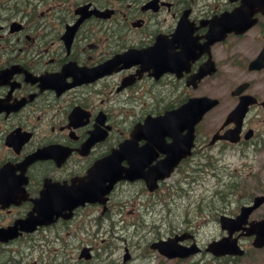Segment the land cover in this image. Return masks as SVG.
Returning <instances> with one entry per match:
<instances>
[{
    "label": "flooded vegetation",
    "instance_id": "af4514ba",
    "mask_svg": "<svg viewBox=\"0 0 264 264\" xmlns=\"http://www.w3.org/2000/svg\"><path fill=\"white\" fill-rule=\"evenodd\" d=\"M121 53L131 64L91 80L94 67ZM123 91L114 110L108 96ZM197 97L216 103L194 124L186 154L162 177L173 141L167 132L183 129L182 136L188 126L186 116L173 123L168 111ZM124 140L132 146L116 151ZM109 155L134 172L113 178L104 191L109 182L101 181L92 201L67 206ZM94 173L104 179L102 171ZM208 177L218 186V202L200 199L194 205L201 221L157 238L187 232L182 243L195 241L200 251L185 261L199 264L207 261L201 255L208 254V240L200 244L195 230L215 222L217 238L235 237L247 255L263 251L264 244L252 241L264 233V0H0V228L39 214L45 200L61 208L53 222L0 243L16 252L0 264H30L19 255L28 247H66L83 230L82 213L95 225L87 231L97 233L105 219L115 224L128 201L135 208L125 215L140 217L137 206L148 208L142 197L155 210L154 204L189 199ZM130 223H122L125 230ZM82 246L97 258L91 242Z\"/></svg>",
    "mask_w": 264,
    "mask_h": 264
},
{
    "label": "rangeland",
    "instance_id": "374dc122",
    "mask_svg": "<svg viewBox=\"0 0 264 264\" xmlns=\"http://www.w3.org/2000/svg\"><path fill=\"white\" fill-rule=\"evenodd\" d=\"M125 92L126 91L120 93L116 92L115 95L111 94V96H108L109 102L113 103L114 110L117 108L116 98L125 95ZM135 106L136 109L139 108L137 104ZM125 108L129 109V107ZM114 120L115 128L117 129L120 126L121 116H115ZM125 125L126 124H124V127ZM124 127L122 129H124ZM205 180L207 182L204 181L193 187L192 196L189 197V199L177 198L166 201L163 204H154L155 210L150 211V209H153L154 201L148 197H142L140 202L148 203V208L143 212V205L140 207H138L139 205L137 206V208H139L138 210L142 212L140 217H138L137 214L125 215L127 210L135 208V205H133L131 201H128L126 205L122 207V213L113 216L112 220L115 224L109 223V220L105 219L104 223L107 224L106 227L104 225L100 226L97 233L91 234L87 231V229L90 228L94 229L95 225H89L88 220L92 216L82 213L79 218L83 219V230L77 233L78 237L72 239L70 244H67L66 247L57 245L58 249H47L44 245L25 248V251L19 252L20 261L22 262L23 258V260L29 261L30 264H34V262H31L32 258H39L41 264H126L122 262L123 246L126 245L135 257V260L129 264H156L158 257L155 255V251L149 249V242L157 237L165 235L166 232L170 231L171 227H181L185 222H191V224H193V222L201 221L203 216L196 212V207L194 205L197 204L200 199H203L204 202L209 199L214 201L220 199L217 195L213 197L214 186L216 184L215 182H211L213 179L208 177ZM165 203L169 207L164 206ZM125 220L135 221V224L130 223V225L126 226L129 228V231L125 230L124 224H122ZM205 222L208 224L211 223V221ZM195 231L198 242L201 243L216 237L220 232L215 222L207 226H199ZM69 237H71V235ZM79 237H82V240H80ZM86 241L91 242L95 247L94 253L98 256L97 258L89 261L77 258L81 244ZM22 242L23 239H20L12 245L17 248L16 251L19 250ZM23 252L30 253L23 255ZM14 253L16 254L15 251L5 247L0 250V258H2L4 254L12 255ZM204 258L207 259L208 256ZM159 264L178 263L159 262ZM238 264H264V250L252 251L249 255L240 258Z\"/></svg>",
    "mask_w": 264,
    "mask_h": 264
},
{
    "label": "water",
    "instance_id": "95a60500",
    "mask_svg": "<svg viewBox=\"0 0 264 264\" xmlns=\"http://www.w3.org/2000/svg\"><path fill=\"white\" fill-rule=\"evenodd\" d=\"M193 104H189L183 107H180L179 109L177 108L174 111H170L168 113V117L171 119V117L176 118L179 116V113H181V110L185 114H189L192 120V115H194V122L198 119V117L209 107L208 104L205 103H196L192 106ZM175 120H172L174 123ZM138 127V126H135ZM148 130H152V127L148 126ZM122 144L119 145L121 147L118 149L119 151H122ZM179 151V156L184 154L186 152L185 150H182V148L178 149ZM167 155L170 157L165 160L164 162H161L163 171L168 172L170 166L175 162L176 160V152L174 149L171 148V145L165 150ZM47 218L43 217H33L30 215L28 218H25L23 222L21 223L20 227L23 229H29L33 228V221L34 223H42V222H47ZM177 237L173 238H168L167 240H159L157 242H153L151 246L157 247L162 253H165L168 256H174V255H180V256H186L187 254L196 251L197 248L194 246H191L190 248L181 246L177 244ZM255 245H262L264 243V235L259 234L255 237L254 242ZM207 249L211 250L214 254L219 255V254H224V253H242V250L238 248L236 245L235 239H229L227 237H222L219 240H213L209 243ZM82 254L85 256H88L86 254V248L82 250Z\"/></svg>",
    "mask_w": 264,
    "mask_h": 264
}]
</instances>
